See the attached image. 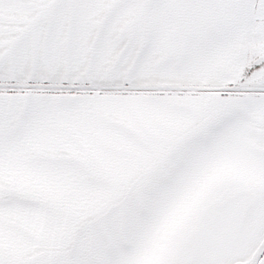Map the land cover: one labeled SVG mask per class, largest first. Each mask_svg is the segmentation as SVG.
<instances>
[{
  "label": "snow or ice",
  "instance_id": "obj_1",
  "mask_svg": "<svg viewBox=\"0 0 264 264\" xmlns=\"http://www.w3.org/2000/svg\"><path fill=\"white\" fill-rule=\"evenodd\" d=\"M0 264H264V0H0Z\"/></svg>",
  "mask_w": 264,
  "mask_h": 264
}]
</instances>
